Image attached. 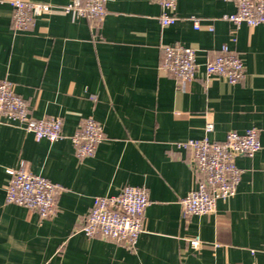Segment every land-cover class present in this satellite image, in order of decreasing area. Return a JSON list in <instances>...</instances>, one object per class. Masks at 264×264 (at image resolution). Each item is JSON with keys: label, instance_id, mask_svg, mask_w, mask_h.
<instances>
[{"label": "crops", "instance_id": "obj_1", "mask_svg": "<svg viewBox=\"0 0 264 264\" xmlns=\"http://www.w3.org/2000/svg\"><path fill=\"white\" fill-rule=\"evenodd\" d=\"M11 1L0 0V82L11 83L34 119L60 118L62 138L0 125V264H264V27L229 23L235 7L227 0H177L168 27L153 0H109L101 22L63 14L70 0H26L53 10L16 31ZM176 45L195 51L184 88L160 66L161 48ZM224 46L242 62L238 83L205 74ZM87 118L103 140L78 159L70 137ZM251 128L260 149L236 157L235 194L212 213L183 217L180 201L196 176L191 153L174 144L220 142ZM20 168L61 187L53 217L5 202L7 170ZM125 186L146 189L149 199L134 248L86 238L80 229L93 198Z\"/></svg>", "mask_w": 264, "mask_h": 264}, {"label": "built area", "instance_id": "obj_2", "mask_svg": "<svg viewBox=\"0 0 264 264\" xmlns=\"http://www.w3.org/2000/svg\"><path fill=\"white\" fill-rule=\"evenodd\" d=\"M108 1L70 0L60 10L65 15L101 22L106 16ZM153 1L161 10L160 25H173L177 20L174 15L177 0ZM227 1L235 7L234 13L227 17L229 23L235 27L241 24L264 27V0ZM10 5L16 31L27 30L36 18L48 15L53 10L49 4L26 0H13ZM190 21L197 30L198 20L191 18ZM161 51V69L184 88L194 78L197 69L195 51L180 45L164 46ZM204 71L207 77H215L229 84L240 82L244 73L240 58L225 46L216 57L204 63ZM0 125L17 126L38 140L54 142L62 138V120L58 117L41 120L31 117L27 103L13 91L8 81L0 82ZM212 129V124L207 123L205 133H210ZM70 140L78 159L91 157L103 140L102 127L94 119L87 118ZM174 146L191 153L196 176L195 188L180 201L183 217L212 213L217 201H225L233 196L241 175V170L235 165L236 157H253L260 149L258 131L254 128L241 134L230 131L220 142L211 141L205 136L199 140L179 141ZM7 174L10 177L5 189L7 204L29 209L42 220L55 215V201L61 191L59 185L21 168L7 170ZM148 205L147 191L140 187L125 186L116 195L94 197L80 231L86 238L102 239L133 249L142 233L143 214ZM189 244L194 250L201 247L198 238L189 239Z\"/></svg>", "mask_w": 264, "mask_h": 264}]
</instances>
